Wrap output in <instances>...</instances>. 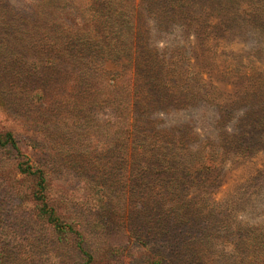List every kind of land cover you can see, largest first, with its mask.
<instances>
[{"label": "rangeland", "instance_id": "1", "mask_svg": "<svg viewBox=\"0 0 264 264\" xmlns=\"http://www.w3.org/2000/svg\"><path fill=\"white\" fill-rule=\"evenodd\" d=\"M105 4L0 0V132L46 171L94 264H264V0H116L110 19ZM157 81L175 102L141 123L174 136L154 144L134 91L151 98ZM19 160L0 149V250L81 264L37 216Z\"/></svg>", "mask_w": 264, "mask_h": 264}, {"label": "trees", "instance_id": "2", "mask_svg": "<svg viewBox=\"0 0 264 264\" xmlns=\"http://www.w3.org/2000/svg\"><path fill=\"white\" fill-rule=\"evenodd\" d=\"M115 2L116 0H106L105 9L110 10L107 13V16L108 15L110 16V17H107L109 19L113 18L111 17V14H114V13L118 14V12H114V11L111 12V10H117L116 8H112ZM123 21H124V18H122V22ZM133 25L134 24H132V22L129 21L128 18H125V23L123 24V28H124L123 30L126 32L128 31L129 34L131 32L130 36L134 35ZM71 33H74V32H71ZM77 33L78 34H76V36L77 35L79 36L74 38L75 43L77 40L83 41L84 40L83 37L85 36H90V35H87V32H85L86 34H84V36L82 35L84 32H77ZM129 34L124 33L123 39L128 38ZM93 40L94 38H90V40L88 41L92 42ZM119 47L121 48L124 47V50H125L126 46L125 45L121 46L119 43H115L112 45L111 49H113L118 54H121L120 50L118 51ZM51 63H52V66L55 63H57L55 57H52ZM142 65H145V64L143 63ZM86 69L87 67L85 68V70ZM152 86H154V84H152ZM129 87L126 88L124 93L128 97L129 96L132 97V90L134 88L132 89L131 86ZM134 93H137V95H139V98H138L139 100L142 99L139 105V109L136 112L137 113L136 119H137V122L140 124H137L136 127L145 128L144 124L141 123V121H145L146 117L152 114L151 111L153 107L154 108L158 107L160 109V108H163L164 106L173 104L175 102L174 101L175 96L172 95V92L167 89L164 92V84L161 83L160 85L159 81L156 82L154 93H152L151 98L145 99L143 95L141 96L140 94L142 92L141 90H139V88H136ZM151 117L145 122L147 124H151L152 125L151 127L154 129V123H156V120H154L153 123L149 122L151 120ZM128 119H131V122H132V118H128ZM259 123H262V121H259ZM132 127H133V130L134 128H136L134 124L132 125ZM151 127H146L147 130H142L144 131V134L140 137V139L144 140L146 143L159 144L160 142L162 143L165 139H171V137L174 136V134L170 133V131L169 132L164 131L163 133H160L158 130L157 131L154 130L153 132ZM186 136H188V133H184V140H186ZM0 149H11L13 151H16L18 155L20 156V160L18 162L19 163L18 164L19 173L23 175L25 178L33 179L35 181V188L33 189L32 195H33V200L36 203L35 209L37 212V216L42 221H44L45 223L51 226L53 237L56 238L53 241L57 240L58 245L61 247H66V245H68L70 248H73V250L75 249L78 253L79 258L81 259L80 260L81 264H94V254L91 252V250H89L88 247H86L83 234L80 231L75 230L73 226L66 225L65 222H63L59 218V216L56 214L53 207H51L50 202H49V197H48L49 180H48V175L46 171L41 168H37L33 166L32 164L29 163L28 160L24 161L23 159H21L23 156L21 154L18 141L15 137V134L11 131L0 132ZM169 151L170 149H167V148H163V151L160 149V147L157 148V152H161L164 157H166L167 155L166 153ZM180 154H181V147H177V150L172 154L174 157V160L179 161L181 159ZM168 158H171V157H168ZM168 158H165L166 161H168ZM186 163L187 165H190V169L188 171H184V174H182L185 177L188 175L191 176L192 174L191 172L194 171L192 168V163L191 162H186ZM174 176H175V179H174L173 184L177 188L178 184H180L181 182H179V177L177 176V173H174ZM256 245H257V249L260 255L264 254V238L259 239ZM17 248L18 249L15 248L13 252L10 250V248L5 249L4 251L0 250V264H29L28 262L29 259L27 260L28 256L25 255L24 252H22V251H25L23 250V247L19 246ZM146 264H167V263H165L164 259L158 258L156 260L148 261Z\"/></svg>", "mask_w": 264, "mask_h": 264}]
</instances>
